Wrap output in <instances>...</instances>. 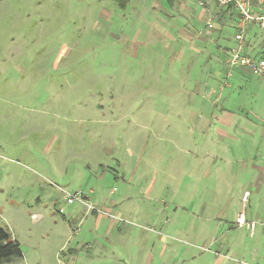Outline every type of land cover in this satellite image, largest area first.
<instances>
[{
	"label": "rangeland",
	"instance_id": "374dc122",
	"mask_svg": "<svg viewBox=\"0 0 264 264\" xmlns=\"http://www.w3.org/2000/svg\"><path fill=\"white\" fill-rule=\"evenodd\" d=\"M200 13L0 0V225L22 250L0 264H264V77L221 88L226 38L180 33Z\"/></svg>",
	"mask_w": 264,
	"mask_h": 264
},
{
	"label": "built area",
	"instance_id": "2783aa9c",
	"mask_svg": "<svg viewBox=\"0 0 264 264\" xmlns=\"http://www.w3.org/2000/svg\"><path fill=\"white\" fill-rule=\"evenodd\" d=\"M218 7L231 5L236 13L235 26L236 31L232 38L235 44L226 50L225 65L226 71L223 77L222 86H228V79L234 72H240L245 75L264 77V54L261 56L249 55L245 52L244 33L248 27H258L264 30V0H213ZM203 0H200L202 6ZM212 18L208 17L206 23L210 26ZM262 163H264V153L262 154ZM78 197L77 194L69 196L70 202ZM238 227L247 226L252 233L256 223L247 221L243 212H240L236 218ZM264 226V221L261 222Z\"/></svg>",
	"mask_w": 264,
	"mask_h": 264
},
{
	"label": "crops",
	"instance_id": "0c3cea01",
	"mask_svg": "<svg viewBox=\"0 0 264 264\" xmlns=\"http://www.w3.org/2000/svg\"><path fill=\"white\" fill-rule=\"evenodd\" d=\"M170 1V0H169ZM184 2L182 1V4H183ZM171 5V4H170ZM172 6V5H171ZM213 8H214V6H212V5H210V7L208 8V11L209 12H207V11H205L204 10V8L201 6V9H202V13H200L199 15H200V17L202 16L203 17V20L205 21L204 22V25H205V30H204V32L201 30H195V32H192V31H188V30H186V29H184V28H181V30H180V33L182 34V37L183 38H185L186 39V41H191V40H193L192 38V34H197V35H199L198 36V41H199V44H202V43H204L205 44V47L209 44V45H215V46H217V47H220L219 46V44L217 43L219 40H220V38H226V40L227 39H229V41L227 42V44H226V46H228V48L229 47H231V46H233L234 44H235V41H234V39L231 37V38H228V37H226V36H224V34H223V32L222 33H218V25H214V23H213V21L211 22V25L209 26L207 23H206V20L208 19V17L209 16H212V14H213ZM263 9H264V6H263ZM203 12H205V14L203 13ZM207 29V30H206ZM255 30H259L261 33H264V30H262V29H260V28H258V27H256V26H254V27H252L251 28V30H250V32H246V33H244V44H245V48H244V50H245V52H247V53H250L251 55H255V54H264V40L263 39H260V38H255V36L254 35H252L253 34V32H255ZM184 34L185 35H188L189 36V39H187L185 36H184ZM208 45V46H209ZM207 48H205V51H207L206 50ZM221 50H222V48H221ZM207 58H205V60L206 59H211V57L213 56V54L212 53H210V52H208L207 51ZM183 56V53L181 52L180 53V55H179V58H181ZM223 76V75H222ZM232 76H237L238 78H240V79H246V78H250V75H245V74H242V73H240V72H234L233 73V75ZM231 76V77H232ZM254 77H256V76H254ZM259 78H263V77H259ZM221 85V84H220ZM215 100V99H214ZM206 101V100H205ZM214 106H216V105H213V107ZM216 107H218V106H216ZM232 115V111L231 110H229V109H227L226 107H222L221 108V112H220V115H218V116H216L221 122H226V121H228V118L230 117ZM212 120H214V117L213 116H211L210 117ZM227 119V120H225V119ZM207 126H209V124L206 122L205 123V133L207 132V130H208V128H207ZM254 126V125H253ZM214 133H216V135H218V138H220V136H225L227 133L225 132V131H223L222 129H219V128H216V131L214 132ZM206 137H208V136H206ZM207 153V152H206ZM205 153V154H206ZM264 153V152H263ZM208 175H210V173L207 171V172H205V177H207ZM243 199H244V197H242V202H243ZM240 212H243V214H244V218L247 220V221H250V219H248V217H247V215H246V212L245 211H243V210H241V211H239V212H237V214H236V218H237V215L240 213ZM222 213H224V212H222V210L221 209H218L217 210V216H220V215H222ZM211 218H214V217H212V216H205V220H207V219H211ZM236 218H235V221H236ZM207 237H216L215 236V233L214 234H211V236H207ZM213 239V238H212ZM212 241V240H211ZM210 241V242H211ZM219 251V250H218ZM217 252V251H216ZM228 264H230V263H228Z\"/></svg>",
	"mask_w": 264,
	"mask_h": 264
},
{
	"label": "trees",
	"instance_id": "16d2710c",
	"mask_svg": "<svg viewBox=\"0 0 264 264\" xmlns=\"http://www.w3.org/2000/svg\"><path fill=\"white\" fill-rule=\"evenodd\" d=\"M210 5L214 6L213 14L211 16L214 25H218V33H222L223 30L227 27L229 32L227 31L226 37L231 38L236 31L235 20H236V13L231 5H227L224 7H218L213 0H203L202 7L205 11H208ZM252 27H248L245 31L250 32ZM260 31L255 30L252 35L255 38H260L264 40V33H259ZM229 39H227V42ZM228 46H223L222 48V57L221 62L223 65V77L226 71L225 65V57H226V50ZM247 53V52H246ZM251 55L250 53H247ZM262 54H255L253 56H261ZM22 257V250L20 244L17 240L12 239L8 230L0 225V262H9L13 259H18Z\"/></svg>",
	"mask_w": 264,
	"mask_h": 264
}]
</instances>
